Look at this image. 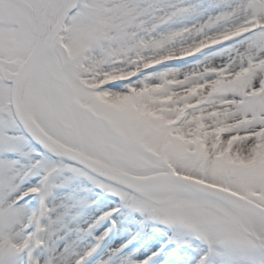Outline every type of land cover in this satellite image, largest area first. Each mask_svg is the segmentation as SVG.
<instances>
[{"label":"snow or ice","instance_id":"1","mask_svg":"<svg viewBox=\"0 0 264 264\" xmlns=\"http://www.w3.org/2000/svg\"><path fill=\"white\" fill-rule=\"evenodd\" d=\"M0 264H264V0H0Z\"/></svg>","mask_w":264,"mask_h":264}]
</instances>
